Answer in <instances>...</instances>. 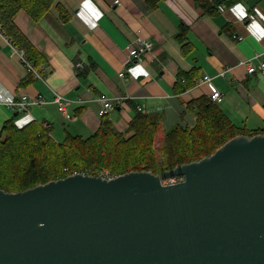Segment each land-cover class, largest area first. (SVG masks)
Returning a JSON list of instances; mask_svg holds the SVG:
<instances>
[{"label":"crops","instance_id":"obj_1","mask_svg":"<svg viewBox=\"0 0 264 264\" xmlns=\"http://www.w3.org/2000/svg\"><path fill=\"white\" fill-rule=\"evenodd\" d=\"M56 2L67 20L63 21L55 5L37 22L23 11L14 19L46 57L42 78L32 76L21 84L30 75L22 52L0 33V97L7 93L15 101L27 94L45 101L16 112L0 99V130L4 122L13 120L16 124L30 114L31 121L49 128L53 138L61 141L67 133L91 135L103 119L124 132L134 116L142 113L159 119L158 134L163 136L176 125L194 124L195 109L187 104L208 98V86L195 84L204 74L224 94L217 105L236 126L248 130L264 126V74H249L237 64L264 50V38L257 40L248 30L253 22L264 27V0L237 2L246 11L242 19L232 10L236 4L207 15L193 0H161L156 7L148 6L146 0ZM182 26L187 27L184 48L177 38ZM139 38L151 41L152 47L126 64L127 46ZM229 67L220 76L221 70ZM133 68L136 75L129 71ZM179 72H189L194 81L191 87L181 89ZM55 93L71 100V119L58 111ZM100 95L112 101L119 98L105 115L100 113Z\"/></svg>","mask_w":264,"mask_h":264},{"label":"water","instance_id":"obj_2","mask_svg":"<svg viewBox=\"0 0 264 264\" xmlns=\"http://www.w3.org/2000/svg\"><path fill=\"white\" fill-rule=\"evenodd\" d=\"M0 264H264V134L162 175L0 189Z\"/></svg>","mask_w":264,"mask_h":264},{"label":"trees","instance_id":"obj_3","mask_svg":"<svg viewBox=\"0 0 264 264\" xmlns=\"http://www.w3.org/2000/svg\"><path fill=\"white\" fill-rule=\"evenodd\" d=\"M160 1L146 0V3L156 7ZM239 1L193 0V3L203 14L214 15L222 10V6L230 7ZM53 5L60 10L63 21L67 20V14L56 0H0L2 31L34 68H44L46 57L19 30L14 19L23 11L37 22ZM180 29L177 38L184 48L187 27ZM30 78L31 74L21 84ZM177 83L185 90L194 81L189 72H179ZM187 107L195 109L194 124L174 126L164 133L159 143V119L142 113L134 116L124 132L103 119L91 135L83 137L67 133L61 141L55 140L51 130L41 123L31 121L18 127L13 120H8L0 130V189L23 191L71 174H97L102 169H107L111 176L130 171L162 175L177 165L209 156L233 137L264 134V126L254 130L236 126L207 97L190 101Z\"/></svg>","mask_w":264,"mask_h":264},{"label":"built area","instance_id":"obj_4","mask_svg":"<svg viewBox=\"0 0 264 264\" xmlns=\"http://www.w3.org/2000/svg\"><path fill=\"white\" fill-rule=\"evenodd\" d=\"M0 33L4 35L2 31V27L0 25ZM152 47V43L149 40L146 39H136L133 41V43H130L127 46V60L126 64L134 62V59L139 58V54L141 51L149 50ZM23 62L25 66L27 67V72L31 74L33 77L36 78H42V72H44V68H34L32 64L24 58V55L21 53ZM238 65L243 66L247 73L249 74H264V50L259 52H254L251 56L247 57L244 60H241L237 63ZM231 68H226L224 70H221L220 76L225 75L226 70H230ZM120 77L124 78L125 75L123 72L119 73ZM202 83H205L208 86V99L215 103L219 104L224 99V94L218 90L212 83L211 77L204 74L199 80L195 82L196 85H200ZM98 100L101 104L100 113L105 115L109 113L116 103L119 102V98H117L115 101H112L111 99L107 98L104 95H100L98 97ZM53 101L57 105L58 111L63 115L66 119H71V116L68 113V107L71 103V100L63 97L60 94L55 93ZM45 101L41 97H32L27 94H22L20 98L16 99L15 101H12L11 103H8L7 106L11 109H13L16 112H24L27 111L30 105H42ZM85 175H91L100 177L102 179H112L114 176H111L108 171L105 169H102L97 174H85ZM183 180L180 176H174L170 177L169 181L163 182L165 184H172Z\"/></svg>","mask_w":264,"mask_h":264},{"label":"clouds","instance_id":"obj_5","mask_svg":"<svg viewBox=\"0 0 264 264\" xmlns=\"http://www.w3.org/2000/svg\"><path fill=\"white\" fill-rule=\"evenodd\" d=\"M232 10L234 13L238 15V18L242 19L246 15L245 8L242 4H236ZM248 30L251 33V35L255 37L257 40L264 38V27H262L259 23L253 22L252 24L248 26ZM140 70L141 72H143L144 75H147L146 70H143V69H140ZM129 71L133 75H136L135 68L130 69ZM0 99H2L6 103H11L13 98L11 95H8L7 93H5L4 96L0 97ZM32 119H33L32 115L29 114L23 117L22 119L17 120L16 124L18 127H23L24 124L29 123Z\"/></svg>","mask_w":264,"mask_h":264},{"label":"rangeland","instance_id":"obj_6","mask_svg":"<svg viewBox=\"0 0 264 264\" xmlns=\"http://www.w3.org/2000/svg\"><path fill=\"white\" fill-rule=\"evenodd\" d=\"M163 136H164V134H163ZM163 136H160L159 134H158V136H157V138H158V143L161 141L162 142V137ZM106 171H108L107 169H105ZM109 172V171H108ZM111 175V174H110ZM115 177V176H114ZM169 179H170V176H168V177H164V178H162V182H167V181H169Z\"/></svg>","mask_w":264,"mask_h":264}]
</instances>
